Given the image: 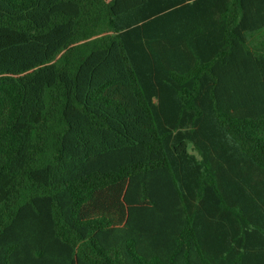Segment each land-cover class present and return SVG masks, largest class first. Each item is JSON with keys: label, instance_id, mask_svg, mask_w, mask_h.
Here are the masks:
<instances>
[{"label": "trees", "instance_id": "16d2710c", "mask_svg": "<svg viewBox=\"0 0 264 264\" xmlns=\"http://www.w3.org/2000/svg\"><path fill=\"white\" fill-rule=\"evenodd\" d=\"M0 264H264V0H0Z\"/></svg>", "mask_w": 264, "mask_h": 264}]
</instances>
